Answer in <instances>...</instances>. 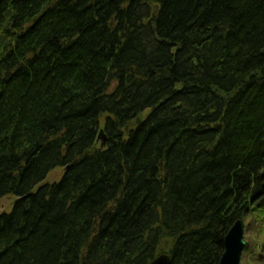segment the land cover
<instances>
[{
  "label": "trees",
  "instance_id": "obj_1",
  "mask_svg": "<svg viewBox=\"0 0 264 264\" xmlns=\"http://www.w3.org/2000/svg\"><path fill=\"white\" fill-rule=\"evenodd\" d=\"M9 196L0 264H264V0H0Z\"/></svg>",
  "mask_w": 264,
  "mask_h": 264
},
{
  "label": "water",
  "instance_id": "obj_2",
  "mask_svg": "<svg viewBox=\"0 0 264 264\" xmlns=\"http://www.w3.org/2000/svg\"><path fill=\"white\" fill-rule=\"evenodd\" d=\"M98 139L102 143V147H105L107 138L103 130L100 131ZM246 246L245 222L239 220L225 238V253L222 256L220 264H243L242 258ZM170 262V256L164 254L156 258L150 264H170Z\"/></svg>",
  "mask_w": 264,
  "mask_h": 264
},
{
  "label": "rangeland",
  "instance_id": "obj_3",
  "mask_svg": "<svg viewBox=\"0 0 264 264\" xmlns=\"http://www.w3.org/2000/svg\"><path fill=\"white\" fill-rule=\"evenodd\" d=\"M64 174V169L57 168L54 171H52L48 176L47 179L44 181V183H54L60 181ZM17 198L13 196L4 197L0 199V216L3 213H8L11 211L14 203L16 202ZM245 222V240L247 241V244H254L255 243V237L257 236L258 230L261 229L263 224L261 223L260 219H254V217L250 216L247 219L243 220ZM253 258V257H252ZM251 257L248 261H243V264H250ZM255 258V256H254ZM264 262V260H262ZM251 264H257V262H253Z\"/></svg>",
  "mask_w": 264,
  "mask_h": 264
}]
</instances>
